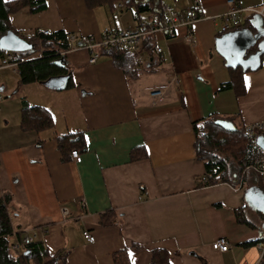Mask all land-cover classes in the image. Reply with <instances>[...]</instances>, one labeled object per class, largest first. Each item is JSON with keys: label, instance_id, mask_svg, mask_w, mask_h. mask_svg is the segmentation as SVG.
Returning a JSON list of instances; mask_svg holds the SVG:
<instances>
[{"label": "crops", "instance_id": "obj_1", "mask_svg": "<svg viewBox=\"0 0 264 264\" xmlns=\"http://www.w3.org/2000/svg\"><path fill=\"white\" fill-rule=\"evenodd\" d=\"M263 1L237 0L246 8ZM199 2L204 19L193 25V41L185 40L186 27L172 38L152 37L162 53L148 66L136 65L130 54L118 65L108 50L95 63L85 48L61 52L72 71L70 88L24 84L17 64L2 66L0 54V197L5 191L13 196V230L34 229L52 254L68 250L67 264H115L114 253L124 249L132 264H151L155 248L167 249L172 264L258 263L264 215L246 193L260 186L252 180L241 187L200 186L205 165L196 155L193 122L213 113L235 116L238 125L264 120V54L259 67L244 73L243 95L220 90L230 70L216 48L223 33L214 17L228 4ZM256 18L247 14L244 26ZM10 22L23 34L48 29L96 38L106 26L135 25L130 8L89 9L84 0H47L44 11L25 7L11 13ZM45 48L40 42L24 59L42 57ZM159 85L167 87L155 100L150 90ZM25 104L48 109L53 126L24 130ZM67 134L83 135L81 162L71 156L74 138L59 146ZM141 147L147 156L132 159V150ZM240 208L249 223L238 220ZM107 211L114 221L103 225ZM220 237L228 239L227 251L212 247Z\"/></svg>", "mask_w": 264, "mask_h": 264}, {"label": "trees", "instance_id": "obj_2", "mask_svg": "<svg viewBox=\"0 0 264 264\" xmlns=\"http://www.w3.org/2000/svg\"><path fill=\"white\" fill-rule=\"evenodd\" d=\"M161 2L163 0H84L85 5L89 9L97 7L113 9L117 7V4L124 3L125 8L132 9L134 14L152 11ZM25 7L32 13L42 12L47 8V0H0V36L9 30H14L20 36H24L22 32L15 30L12 26L10 14ZM69 34L65 30H58L50 34H41L38 37H26L35 47L40 42L46 46L42 57L36 59H24L29 51L25 53L10 51L14 54V61L17 62V71L22 83L46 82L53 77L65 76L68 77L65 88H70L74 85L72 71L67 63H57L62 56L61 52L68 51L71 48ZM147 41H150L148 51L151 53L155 49V42L152 37L148 38ZM108 51L112 52L114 62L118 65L122 60H126L124 54H128L114 50ZM8 52L0 48V54L3 56ZM160 60L157 59L156 61ZM228 67L230 78L222 83L219 89L222 91L232 89L237 96L243 95L246 92L244 79L246 70L241 67ZM21 123L24 130H39L52 127L53 117L49 110L44 107L25 104L22 109ZM228 124H231V126L229 127ZM193 130L195 133L196 155L205 165V174L199 183L200 186L213 185L219 182L236 184L241 180L243 182L252 180L264 190V184L257 174L244 172L247 164L246 148L248 137L245 134L244 125H238L235 122V116L224 117L219 113H213L208 117L194 121ZM71 138L75 139L70 144L71 147L85 150L86 143L82 134L61 136L59 138V146L63 147L64 142ZM146 156L147 151L144 147L134 148L131 152L132 159ZM204 178L207 179L206 182L203 181ZM12 199L13 196L8 191H5L0 197V264H67L68 250H61L52 254L40 239L25 244L21 240L20 233L13 236ZM243 213L242 208L236 210L238 220L249 223ZM100 221L103 225L113 223L114 220L110 211L103 213ZM15 241L20 243L17 250L12 248ZM113 257L115 264H132L126 249L116 251ZM151 264H172L170 252L165 248L153 249L151 251ZM259 264H264V258Z\"/></svg>", "mask_w": 264, "mask_h": 264}, {"label": "built area", "instance_id": "obj_3", "mask_svg": "<svg viewBox=\"0 0 264 264\" xmlns=\"http://www.w3.org/2000/svg\"><path fill=\"white\" fill-rule=\"evenodd\" d=\"M228 10L222 14L214 17L220 20V31L229 32L240 29L244 26L245 17L247 14H258L264 20V1L258 7H243L237 0H227ZM118 8H125L124 3L117 4ZM204 19L203 11L200 7L199 0H193L192 5L182 9L174 8L170 4L161 2V4L152 11L146 13H135V25L129 28H116L106 26L100 36L96 38L94 35L83 33H70L69 41L71 43L70 49L85 48L89 51V62L95 63L101 56L104 50H114L117 52H126L131 54L133 60L138 66H148L152 63L153 58L162 53V48L157 46L152 54H145V45L150 37L164 36L172 38L176 36V31L179 27H186L187 32L185 40L193 41V25ZM48 29H35L24 34L26 37H38L41 34H50ZM17 64L14 61V54L8 52L2 59V66H10ZM167 85H159L150 90V96L155 100H162L164 98ZM3 96L0 93V101ZM244 131L248 137L246 156L247 164L246 173H255L264 184V120H256L246 123ZM262 139V143L261 140ZM71 156L76 162L82 161V156L77 148L71 150ZM207 181L206 178L203 179ZM243 185V181L239 182V187ZM64 215L68 214L66 207H62ZM18 232L13 230V236ZM38 233L34 229L26 228L21 234L23 243H31L36 240ZM86 237L90 241H94L95 237L86 233ZM20 246L19 241H15L12 245L14 250ZM257 246L260 249V258L257 264L264 258V225L260 228V235L257 241ZM212 247L216 250L227 251L230 247L229 241L226 237H220L212 242Z\"/></svg>", "mask_w": 264, "mask_h": 264}, {"label": "water", "instance_id": "obj_4", "mask_svg": "<svg viewBox=\"0 0 264 264\" xmlns=\"http://www.w3.org/2000/svg\"><path fill=\"white\" fill-rule=\"evenodd\" d=\"M255 16L257 18L252 21L250 27L244 26L218 38L216 48L225 59L226 66L241 67L244 70L259 67L261 56L264 54V20L258 14ZM0 48L25 53L31 51L34 44L16 31L9 30L0 36ZM57 63L63 64L61 60ZM67 80L68 77L60 76L50 78L45 83L50 87L62 89L65 88ZM260 141L262 143V139ZM246 197L250 205L264 213V191L260 187H250Z\"/></svg>", "mask_w": 264, "mask_h": 264}, {"label": "rangeland", "instance_id": "obj_5", "mask_svg": "<svg viewBox=\"0 0 264 264\" xmlns=\"http://www.w3.org/2000/svg\"><path fill=\"white\" fill-rule=\"evenodd\" d=\"M163 2L166 4L172 5L174 8H184V7L192 5L193 0H163ZM220 25L221 23L219 24V28H220ZM229 32H223V35L228 34Z\"/></svg>", "mask_w": 264, "mask_h": 264}, {"label": "snow or ice", "instance_id": "obj_6", "mask_svg": "<svg viewBox=\"0 0 264 264\" xmlns=\"http://www.w3.org/2000/svg\"><path fill=\"white\" fill-rule=\"evenodd\" d=\"M245 79H247V78H245ZM129 255H130V257H131V253H130ZM133 264H134V260H133Z\"/></svg>", "mask_w": 264, "mask_h": 264}]
</instances>
